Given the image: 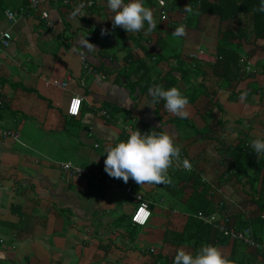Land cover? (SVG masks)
<instances>
[{"label":"crops","instance_id":"crops-1","mask_svg":"<svg viewBox=\"0 0 264 264\" xmlns=\"http://www.w3.org/2000/svg\"><path fill=\"white\" fill-rule=\"evenodd\" d=\"M81 3L85 15L73 17ZM143 4L157 21L151 33L113 28L106 0H42L37 8L27 0H0V32L8 30L12 36L8 47H0V129L18 133L17 140L0 136V264H152L150 253L159 250L171 257L174 250L163 243L162 221H153L158 207L150 208L144 225L130 220L139 203L135 195L144 196L153 185L139 186L131 178L127 183L105 179V150L137 129H166L186 160L203 172L214 203L231 197L224 204L236 214L233 193L243 183L234 178L219 183L223 167L213 144H237L242 135L249 143L264 138V40L250 38L253 42L243 44L255 72L243 75L233 96L217 93L208 105L206 97L197 94L193 102L185 92L197 86L211 90L218 80L213 69L202 64L181 76L180 69L166 71L167 60L186 57L198 47L215 50L217 22L212 18L210 24V18L201 15L195 27L177 37L172 29L184 25L182 3L168 4L165 19L155 0ZM7 9L16 12L12 22ZM42 10L52 27L41 17ZM102 29L107 31L102 34ZM86 40L98 51L87 52ZM82 55L94 71L82 68ZM154 55L161 60L150 61ZM136 57L149 66L151 81L171 77L188 99V118L168 112L163 101L155 107L146 104L149 86L138 83L139 76L132 72ZM53 80L66 81V88ZM167 81L165 77L162 84ZM236 90L240 95L247 91L246 100L241 102ZM72 97L81 98L77 116L67 113ZM207 108L223 124V133L219 125L207 130ZM60 162L88 169L89 174L70 175ZM123 186L130 192L121 190ZM171 195L159 197L166 204L165 197L173 201ZM173 208L181 217L171 212L168 227L181 230L187 213ZM217 248L224 256L230 252V246L219 241Z\"/></svg>","mask_w":264,"mask_h":264},{"label":"trees","instance_id":"trees-1","mask_svg":"<svg viewBox=\"0 0 264 264\" xmlns=\"http://www.w3.org/2000/svg\"><path fill=\"white\" fill-rule=\"evenodd\" d=\"M164 2L166 3L164 5L165 9L168 4L172 7L177 3L179 5L182 3L184 12L185 5H190L194 9V14L185 12L182 18V23L186 25L185 29L195 27L196 23L200 20V16L203 15L213 18L217 22L218 35L215 50L205 48L216 55L217 60L215 63L194 62L188 54H186V57L181 54L167 60L168 68L166 71L172 73L173 69H180L181 76H183L189 74L191 69L195 70L196 67L202 64L208 65L213 69V74L218 79L217 84L208 92H205V87L197 86L196 88H192V91L185 92V95L195 102L197 94L199 96L202 94V96L206 97L208 105L212 103L213 96L217 95V93L225 92L227 96H233L234 88L238 81L245 77L243 75L255 72L252 67L247 71L241 58L245 56L249 59L248 55L245 54L244 43L264 40V13L256 11L260 0H183L181 3L180 0H164ZM239 21H242V23ZM176 27L178 26L176 25L172 30L174 31ZM132 60L131 64H135L132 72L139 76L137 77V82L141 85H144V83L148 86L161 84L165 89L175 87L172 85V79L168 75L151 81L149 66L144 60L139 57ZM159 60H161L160 55L158 57L154 55L150 58V61L153 62ZM260 71L264 72V60ZM165 77H168L170 81L162 84V80ZM166 80L168 79L166 78ZM143 91L145 92V89ZM236 92L238 94L240 91L236 90ZM206 112L208 121L207 130L213 132L219 125L223 133V124H219L214 112L210 108H207ZM141 132L143 135L145 131ZM244 138V135H242L237 144L224 143L223 140L219 141V146H217L218 144H213L215 152L219 156L218 161H220V165L223 167V173L218 180L219 183L228 182L232 178L243 183L241 188H237L238 192L233 193L237 201L231 204L237 208L235 210L236 214H231L227 211V206L224 204L226 200H221V203H214L210 188L202 178L203 175L201 174L203 172L201 173L200 169L195 165H191V162L189 163L186 160V155L182 151H180V159L174 162L178 167L173 164L172 169L168 170V175L171 177L173 183L167 185V192L173 194L171 195L173 201L169 199L171 203L167 201V204H165L159 197V189L164 190L163 185H153L152 190L143 193L144 196L142 195V197L144 200L150 201L149 208L153 210V208L158 207L156 208V216L159 215L157 221H160V224L162 221V225L158 226L163 228V243L169 244L174 250L171 257L163 256L162 250L150 253L155 258L152 264H173V256L176 249L183 247L186 251L195 254L203 245L211 244L217 247L218 241L223 245L230 246V252L225 256L230 261V264H264V252L259 247L231 241L224 235L216 232L211 225L195 216L198 212L205 214L215 213L219 217L224 215L228 218L230 226L236 229L249 227L255 241H262L264 224V219L261 217L264 214V154L256 155L252 151L250 143L245 141ZM185 160L191 165L190 169L182 167ZM167 192L165 190L161 195L169 196ZM238 196L239 199H237ZM173 205L178 206L179 209L182 206V210L180 209V211L187 213L184 226L181 230L168 227L170 214L176 209L173 208Z\"/></svg>","mask_w":264,"mask_h":264},{"label":"clouds","instance_id":"clouds-1","mask_svg":"<svg viewBox=\"0 0 264 264\" xmlns=\"http://www.w3.org/2000/svg\"><path fill=\"white\" fill-rule=\"evenodd\" d=\"M106 7L108 13H113L110 17L113 28L121 27L127 33H138L141 31L151 33L157 27V21L152 10L144 6L143 0H128L127 3H125V0H106ZM83 8V3L75 6L71 15L73 17L85 15ZM256 11L264 13V0H260ZM185 12L194 14V9L190 5H185ZM145 23H147V28H145ZM106 31L102 29V34ZM172 34L177 37L185 35V26L176 27ZM85 47L89 53L98 51L88 41ZM148 94L151 97L146 103L149 107H155L158 102L163 101V106L168 112L181 119L188 118V99L178 87L165 89L161 84H152L148 88ZM247 95V91L241 93V102L246 100ZM141 133L138 129L131 131L126 140L107 147L104 152L106 153L104 159L105 172L112 178L121 179L124 183H127L131 178L139 186L145 184L171 185L173 181L168 175V170L173 167L175 161L180 159L179 147L175 145L172 135L166 129L163 131L150 130L144 132L143 135ZM250 147L256 155L264 154V138L252 139ZM174 165L177 166L176 164ZM184 166L188 169L191 168V165L186 160L184 161ZM148 202L150 204V201ZM145 213L144 219L146 220L149 213ZM209 214L219 217L215 213ZM173 264H230V261L216 246L207 244L201 246L195 254L186 251L183 247L176 249L173 256Z\"/></svg>","mask_w":264,"mask_h":264},{"label":"built area","instance_id":"built-area-1","mask_svg":"<svg viewBox=\"0 0 264 264\" xmlns=\"http://www.w3.org/2000/svg\"><path fill=\"white\" fill-rule=\"evenodd\" d=\"M155 1L158 4V8L160 10L161 18L165 19L166 15H167V11L164 7V5H165L164 0H155ZM41 2H42V0H27L28 6H30L32 8L39 7ZM5 15H6V18L8 19V21L12 22L15 19L16 12L7 9L5 11ZM41 17L43 19L47 20V25L49 27L53 26V22L48 19V14L46 11H44V10L41 11ZM11 40H12V36L8 30H4V31L0 32V47H2V48L8 47ZM188 56L194 62L200 61V62L207 63V64H213L217 60V57H216V55H214V53L209 52L206 49L201 48V47H198L197 49L190 51L188 53ZM80 61L82 64V68L85 71H87V72L94 71V68H92V66L89 65V63L86 61V58L84 55H82L80 57ZM241 61L243 63H245V69L247 71L251 69L250 60L248 58H246L245 56H242ZM54 84L58 87L63 88V89H65L67 86L66 81H60V80H55ZM77 101L79 103L77 104L76 111L73 112L71 110L73 103L77 102ZM80 102H81V98L72 97L70 99V102H69V108L67 110V113L69 115H72V116H77L79 114V110H80L79 109L80 108ZM0 103H1V101H0ZM99 114L104 115V112L101 111V112H99ZM0 136H2L3 138L10 136L15 140L18 139V133L14 132L10 129H0ZM59 167L61 168L62 171L66 172L70 175H80V174H87L88 175L89 174L88 169H84V168H80L78 166H74L70 162H60ZM182 167L186 168L184 165ZM96 176L99 177L98 174ZM107 177L108 178H105L106 182H109L111 177L110 176H107ZM120 189L125 191V192H130L129 186H123ZM135 197L138 199L139 203L132 213L131 221L133 223H136V224H144L150 216V210L148 207L149 202L147 200H144V198L142 197V194L138 193L135 195ZM141 210H144V212L149 213L146 220L143 219L142 221H140V220L135 219V217L140 213ZM195 216L197 218L211 224L217 230V232L224 235L229 240L241 242V243L246 244L248 246L259 247L264 252V224H263V231H262L263 239L261 242H256L249 227H244L242 229H236V228L230 226L228 218L225 217L224 215H222L221 217H217L214 214H205L202 212H198ZM261 217L264 219V214H262Z\"/></svg>","mask_w":264,"mask_h":264},{"label":"rangeland","instance_id":"rangeland-1","mask_svg":"<svg viewBox=\"0 0 264 264\" xmlns=\"http://www.w3.org/2000/svg\"><path fill=\"white\" fill-rule=\"evenodd\" d=\"M212 20H213V19L210 18V19L207 20V22L211 24V23H212ZM189 52H190V51H189ZM244 64H245V63H244ZM251 169H253V168H251ZM158 186H159V185H158ZM163 188H164V190L159 189V192H160V193H164L165 190H166V192H167V188H168V186H167V185H163ZM223 190H224V189H223ZM239 194H240V193H239ZM216 195H219V196H220V194H219L218 191L216 192ZM160 196H161V194H160ZM162 197H163V196H162ZM162 197H161V198H162ZM171 197H172V196H171ZM183 198H184V197H183ZM224 199H225L226 201H229V197H224ZM237 199H239V196H238ZM162 200H163V198H162ZM231 200H232V198L230 197V201H231ZM165 201H166V202L168 201V199H167L166 197H165ZM230 201H229V202H230ZM166 204H167V203H166ZM171 215H173L174 218L181 217V215H178V212H172ZM158 216H159V215H158ZM158 216H157V217L155 216V217H154V220L158 219ZM183 216H184V215H183Z\"/></svg>","mask_w":264,"mask_h":264},{"label":"snow or ice","instance_id":"snow-or-ice-1","mask_svg":"<svg viewBox=\"0 0 264 264\" xmlns=\"http://www.w3.org/2000/svg\"><path fill=\"white\" fill-rule=\"evenodd\" d=\"M78 103H79L78 101L73 103V106H72V109H71L73 112L76 111ZM145 215H146V213L144 212V210H141L140 213L135 217V219L142 221L144 219Z\"/></svg>","mask_w":264,"mask_h":264}]
</instances>
